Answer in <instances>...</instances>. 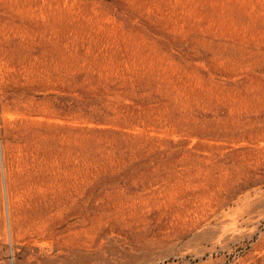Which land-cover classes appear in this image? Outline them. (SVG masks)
<instances>
[{
  "label": "rangeland",
  "instance_id": "374dc122",
  "mask_svg": "<svg viewBox=\"0 0 264 264\" xmlns=\"http://www.w3.org/2000/svg\"><path fill=\"white\" fill-rule=\"evenodd\" d=\"M264 264V0H0V264Z\"/></svg>",
  "mask_w": 264,
  "mask_h": 264
},
{
  "label": "bare ground",
  "instance_id": "6f19581e",
  "mask_svg": "<svg viewBox=\"0 0 264 264\" xmlns=\"http://www.w3.org/2000/svg\"><path fill=\"white\" fill-rule=\"evenodd\" d=\"M136 260V259H135ZM153 262V261H152ZM152 262L151 261H149V260H136L135 261V264H152Z\"/></svg>",
  "mask_w": 264,
  "mask_h": 264
}]
</instances>
